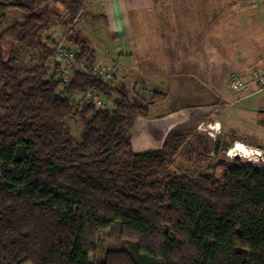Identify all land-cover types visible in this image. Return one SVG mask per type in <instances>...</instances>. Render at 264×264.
Wrapping results in <instances>:
<instances>
[{"label": "trees", "instance_id": "obj_1", "mask_svg": "<svg viewBox=\"0 0 264 264\" xmlns=\"http://www.w3.org/2000/svg\"><path fill=\"white\" fill-rule=\"evenodd\" d=\"M51 1L0 0V13L21 16L7 30L0 25V264H94L98 231L116 223L138 240L133 250H109L100 264H264V167L235 158L218 162L222 178L172 171L177 155L199 164L218 149L198 132L175 131L161 148L135 151L134 122L164 95L132 96L123 82L94 75L96 56L74 25L68 38L89 71L68 86L47 78L45 63L23 77L4 57L6 42L40 36ZM88 1L72 0V9ZM88 89L115 108L73 102ZM68 116L79 117L80 140Z\"/></svg>", "mask_w": 264, "mask_h": 264}, {"label": "crops", "instance_id": "obj_2", "mask_svg": "<svg viewBox=\"0 0 264 264\" xmlns=\"http://www.w3.org/2000/svg\"><path fill=\"white\" fill-rule=\"evenodd\" d=\"M95 1L82 25L95 58L118 62L120 80L133 96L164 95L134 122L135 151L161 148L175 131L198 132L214 143L226 137L229 121L261 128L264 119L247 113L264 111L262 103H240L255 92L241 90L226 99L221 78L229 75L230 82L262 71L264 0ZM232 140L239 139L226 145Z\"/></svg>", "mask_w": 264, "mask_h": 264}, {"label": "rangeland", "instance_id": "obj_3", "mask_svg": "<svg viewBox=\"0 0 264 264\" xmlns=\"http://www.w3.org/2000/svg\"><path fill=\"white\" fill-rule=\"evenodd\" d=\"M95 2V0H89L88 3L84 5L86 6L85 9L82 8V10L80 11V9H72V0H52L48 4V7H46L48 11L47 25L40 32V36H38L34 40L29 39L25 43H20L19 41L6 42L3 45L4 57L6 59L10 57L14 58L22 72V76H29L30 70H33L35 68H41L42 66H44V63L49 53L47 52V50H51V48H53L55 42L67 31V26L74 23L75 18H77V22L73 24L75 31L82 36L88 37L82 31V25L83 20H89V18L91 17V10L93 9ZM78 13L79 16L77 17L76 15ZM19 20H21V16L18 12L10 11L3 14L0 13V25L2 27V30H7V28H9L11 25H13ZM87 41H89V48L92 51H95L96 47L94 46L90 37L87 38ZM262 73H264V61L262 64V71L258 75ZM51 76H56L58 78L59 75L57 74V72L50 70L48 71L47 78ZM241 77L250 78L248 76ZM233 79L234 77H232L229 82V75H223L221 78V83L226 89V99H230V94L233 98L238 97L237 91L231 87V82ZM119 83H116L113 86H117ZM59 93L62 96H67L64 87H60ZM131 93V95L133 96V92ZM250 95L251 96H249L246 100L240 102L241 105L243 104L246 106L254 107L258 106L259 103H262V105L260 106L264 107V90L255 92ZM71 99L74 103L77 104L81 102L82 97L81 95H75L72 96ZM248 111H246V113ZM2 113H4V111L0 110V114ZM247 115L249 117L256 116L262 117L264 119V111L261 112L260 108L257 111L252 110L248 112ZM63 121L70 128L73 136L80 140L83 129L80 126L79 117L68 116ZM259 125H261V128H253V126L256 127L257 125L252 122L249 123L247 127H244V125L239 122L229 121L226 128V137L224 139H222L221 137L217 138L216 141H219V147L218 149H214L207 161L199 164L195 162L191 163L178 155L176 157V162L174 163V165L170 166V169L174 172L190 174L192 176H196L198 173L201 172L213 173L218 178H222L225 173V169L217 165L218 162L222 159L234 160L235 158H240L242 162L254 163L259 167H264L263 159H260L257 153H255L256 149L264 150V120L260 122ZM132 130L133 127L130 130V134H132ZM231 137H238L239 140L234 142L232 140V144L230 146H227L226 141L229 140ZM222 141H224L225 143ZM237 142L243 143L250 153L245 154L244 152H239L237 154L236 151L231 152ZM247 142L253 143L259 147L256 148L250 145L248 146ZM96 239L97 249L90 255L91 262L94 264H100L104 260L109 250H133L134 243L136 240H138L135 237H130L127 233L125 234L118 223L111 225L106 229L98 231ZM25 264L31 263L27 262Z\"/></svg>", "mask_w": 264, "mask_h": 264}, {"label": "built area", "instance_id": "obj_4", "mask_svg": "<svg viewBox=\"0 0 264 264\" xmlns=\"http://www.w3.org/2000/svg\"><path fill=\"white\" fill-rule=\"evenodd\" d=\"M76 21L77 18H75L74 23ZM74 23L71 24V27ZM81 52L82 47L75 41H70L68 31H66L55 42L51 53L45 61L44 69L58 72L64 85L68 86L76 77L78 71H89L85 60L79 59ZM93 74L111 86L119 82L121 83L120 77L122 76V72L118 62L115 61L107 63L96 59L93 65ZM231 87L236 91L249 90L251 92H258L264 90V73L252 78L235 76L231 82ZM75 95H81L82 100L80 104L92 103L97 110H112L115 108L114 99L107 97L95 89H88L83 93ZM255 153L264 161V150L256 149Z\"/></svg>", "mask_w": 264, "mask_h": 264}, {"label": "bare ground", "instance_id": "obj_5", "mask_svg": "<svg viewBox=\"0 0 264 264\" xmlns=\"http://www.w3.org/2000/svg\"><path fill=\"white\" fill-rule=\"evenodd\" d=\"M236 151V153L238 154L239 152H244L245 154L250 153L249 150L247 149V147L241 143V142H237V144L235 145V147L233 148V150L231 152Z\"/></svg>", "mask_w": 264, "mask_h": 264}]
</instances>
